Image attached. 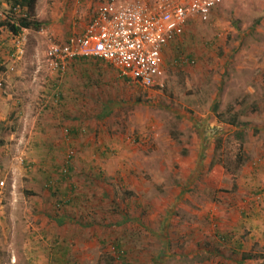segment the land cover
<instances>
[{
    "label": "rangeland",
    "instance_id": "obj_1",
    "mask_svg": "<svg viewBox=\"0 0 264 264\" xmlns=\"http://www.w3.org/2000/svg\"><path fill=\"white\" fill-rule=\"evenodd\" d=\"M91 1L56 12L65 41ZM47 11L34 15L52 23ZM44 29L19 61L6 60L10 44L0 53V71L25 79L14 115L0 110V264H264V0H224L208 24L190 23L154 88L90 59L45 104L60 40ZM181 56L194 64L176 66ZM39 132L56 161L39 167L32 148L19 163L18 139Z\"/></svg>",
    "mask_w": 264,
    "mask_h": 264
},
{
    "label": "built area",
    "instance_id": "obj_2",
    "mask_svg": "<svg viewBox=\"0 0 264 264\" xmlns=\"http://www.w3.org/2000/svg\"><path fill=\"white\" fill-rule=\"evenodd\" d=\"M224 0H110L98 5L85 30L64 44L51 42L46 63L62 76L69 63L81 58L103 60L123 78L145 88L159 85L165 76L164 50L180 42L193 21L208 24ZM17 13H21L17 9ZM27 37L17 35L10 58L25 56ZM176 66L194 64L178 57ZM14 71L15 68H10ZM5 182H0V196ZM264 197V191L256 200Z\"/></svg>",
    "mask_w": 264,
    "mask_h": 264
},
{
    "label": "crops",
    "instance_id": "obj_3",
    "mask_svg": "<svg viewBox=\"0 0 264 264\" xmlns=\"http://www.w3.org/2000/svg\"><path fill=\"white\" fill-rule=\"evenodd\" d=\"M71 1L78 3L79 6L80 4L85 8L84 5H91L92 4V1L91 0H37V5H36V8H35V11L37 9V12H38V18H45L47 16V10H52L53 13H52V23H49V22H45V21H42V20H39L40 22H43L45 24V27L48 28L50 30V32H55L52 33L56 38H58L60 41L57 42V43H60V44H64L66 41H65V37H66V33L62 34L61 32H56V22L58 21L57 17H59V19L62 17V14H60L58 16V13H56L58 11L59 8H61V11L65 10V8L67 7H70L71 6ZM110 0H101V3H104V2H108ZM99 4H95V6L93 7V10L90 11V14L89 16L87 17V19L85 18V26L83 28H81L82 32L85 30L87 24L89 23V20L92 18V16L94 15L95 13V10L96 8L98 7ZM4 6L7 7V4L4 3L3 4ZM78 6V7H79ZM82 9V8H81ZM35 11H34V14H35ZM1 15V18L0 19H4L5 18V15L0 13ZM35 17V15H34ZM86 17V16H85ZM35 19L37 20V18L35 17ZM193 23V21L191 22ZM76 22H71V25H72V28L74 30L75 26H76ZM44 32H45V29L41 30V31H35V30H29V29H24L20 35H25L27 37V40L29 38V40L33 39L34 37L35 38H39V37H45L43 36L44 35ZM81 32V33H82ZM47 33V32H46ZM30 35V37H29ZM68 35L69 32H68ZM7 38H10V41L8 42H5L3 39H7ZM15 36L11 33H9L8 31H6L3 27H0V53L3 55L4 52L2 49H6L9 47V44L11 45V50L8 54V57H5L6 60L8 61L10 59V53L11 51L13 50V40H14ZM175 44V43H173ZM47 53V52H46ZM81 63L78 59L77 60H73L69 63L68 65V70H67V74H66V77H65V83H66V79L67 81L69 82L68 85H66L67 87L68 86H71L72 85V81H73V78L75 76H69L71 74H74L76 72V74H79V68L81 67ZM2 65V64H1ZM12 65H9V68L11 67ZM15 68V71H16V74L17 75H20L22 71L21 68H16V66L14 67ZM37 67H33L32 69H30L33 73L34 71L36 70ZM11 71V70H10ZM54 73V72H52ZM8 74H10L9 70H1L0 71V81H4L6 83H8L10 89H11V93H8L6 94L5 92L4 93H1L0 94V105H3V106H0V110H3L5 111L6 115L7 114H10V116L14 115V111L18 110L15 105H19V102L21 101L20 97H18V94H19V91L21 90L22 87H24V83H25V79H13L11 78ZM6 78V79H5ZM37 80V75L33 78L32 80L30 81V85L31 83L33 82L35 86H38V82L36 81ZM62 81V80H61ZM59 81V84L57 82H52L49 80V82H47L49 85L46 87V88H56L57 86L59 87V85L62 84V82ZM61 82V83H60ZM52 83V85L50 84ZM2 85V84H0ZM16 89V90H15ZM45 90V93L49 96V97H46L44 96V99L42 100V103H44L47 99L51 98V94L53 96L56 95V91L55 90ZM45 104V103H44ZM43 109V108H42ZM21 110V109H20ZM40 113L42 114V111H40ZM22 112H18V114H16L15 116H18V115H21ZM38 131V129H36ZM49 131V130H48ZM23 136H21V138L24 137H27L26 136V133L27 132H23ZM40 133V132H39ZM22 135V134H21ZM40 135L41 133L38 135L36 134L35 137L33 138L32 137V133H29V138L27 140V143L26 142H21L19 141L18 139V142L20 143V145H18L17 147V150H18V154H17V159L19 161V163L21 164H25V161H26V156L29 155V153H27V151H30L32 150V148L36 149L35 151V154L38 153V152H43V151H46L48 152V154H45L43 155V159L40 158V157H36V155L34 154L33 155V159H38L39 163H38V166L42 167V166H45V164H47L48 162V165L51 163V161L55 162L54 160H52V154L49 153V152H54L58 147L56 146V143L55 141H52V138H50V144L49 146L45 149L43 146H42V143H41V140H40ZM52 135V133H51ZM24 137V138H25ZM20 138V137H19ZM39 138V139H38ZM44 139H47V137H44ZM28 157V156H27ZM30 157V156H29ZM48 157V158H47ZM41 178L40 177H37L36 180L38 182H40ZM46 179H49V177L45 178ZM253 210V209H252ZM254 213H257L256 211ZM251 214V213H250ZM237 239V237H236ZM248 239V243L252 242L254 243L255 241H258V239L255 237V236H250V237H247ZM241 242V241H240ZM240 242H236L238 244V247H240L241 243ZM242 246V245H241ZM245 246V245H244ZM243 248V247H241ZM245 251V250H244ZM241 262H243V258L241 260Z\"/></svg>",
    "mask_w": 264,
    "mask_h": 264
},
{
    "label": "trees",
    "instance_id": "obj_4",
    "mask_svg": "<svg viewBox=\"0 0 264 264\" xmlns=\"http://www.w3.org/2000/svg\"><path fill=\"white\" fill-rule=\"evenodd\" d=\"M4 3L7 4L9 11L5 10L4 7L6 6L3 5ZM36 5L37 0H0V13L5 15L4 19H0V27H3L6 31L13 34L14 36L20 35L24 29H31L35 31L43 30L45 28V24L39 20H36L34 17ZM17 9H20L21 13H17ZM90 59L92 60L94 58H81L78 60L80 62L86 63L90 62ZM96 61L100 63H106L103 60L96 59ZM67 70L68 67L66 68V72ZM64 76L65 74L58 76L59 81L62 80V77ZM125 81L129 82V79H126ZM240 158L242 159V156Z\"/></svg>",
    "mask_w": 264,
    "mask_h": 264
}]
</instances>
